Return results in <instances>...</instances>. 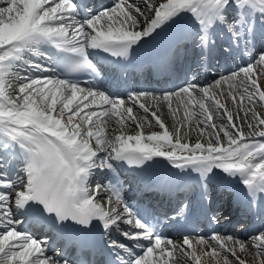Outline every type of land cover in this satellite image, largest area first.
Wrapping results in <instances>:
<instances>
[{
    "label": "snow or ice",
    "instance_id": "snow-or-ice-1",
    "mask_svg": "<svg viewBox=\"0 0 264 264\" xmlns=\"http://www.w3.org/2000/svg\"><path fill=\"white\" fill-rule=\"evenodd\" d=\"M143 3L151 15L135 0H117L98 13L76 0H0V264H71L49 256L44 242L21 230L20 217L82 234L77 240L84 247L95 241L94 229L119 233L130 243L111 239L104 264H250L248 255L251 264H264V231L250 243L213 233L208 239L184 236L176 244L134 212L116 184L93 186L94 171H115L114 162L149 167L159 157L198 174L202 199L208 198L207 182L220 170L243 185L249 206L258 195L264 201V112L256 110V105L264 108V72L256 71L264 68V50L239 73L198 90L189 83L162 97L129 93L131 104L142 110L139 118L125 100L94 90L92 82L82 87L72 78L87 74L95 80L101 73L94 54L127 59L147 40L181 23L202 54L214 47L217 29L229 34L230 47L239 50L243 43L250 54L251 45L264 41V0ZM245 102L251 105L247 110ZM161 104L175 121L172 130L158 114ZM129 121L137 129L133 135L122 130ZM141 121L149 126L154 121L162 131L146 135ZM113 124L120 134L107 133ZM197 129L200 137L208 135L207 142H189ZM185 207L177 209V217ZM210 220L217 222V216Z\"/></svg>",
    "mask_w": 264,
    "mask_h": 264
},
{
    "label": "bare ground",
    "instance_id": "bare-ground-1",
    "mask_svg": "<svg viewBox=\"0 0 264 264\" xmlns=\"http://www.w3.org/2000/svg\"><path fill=\"white\" fill-rule=\"evenodd\" d=\"M135 3L138 4V5L142 8V10L145 11V14H146V15H151V13H149L148 10L145 8V5H144V3H143V0H135ZM141 20H143V17H141ZM167 29H170V28H167ZM167 29H165V30L162 31V32H166ZM257 57H258V56H257ZM159 69H162V67H159ZM257 70H258V69H257ZM257 70H256V71H257ZM257 72H258V71H257ZM260 72H264V69H262ZM261 82H263V80H261ZM173 100H175V99H173ZM221 100H222V102H223V101H224V98H222ZM145 103L150 104L151 107H152V110H155V109H156V105H155L154 102H151V101L147 100ZM227 106H228V108H229L230 110H232V111L235 113V111H236V107L232 104V102H231L230 100L227 101ZM245 106H246V105H245ZM176 107H177V106H176ZM176 107H173V109H175ZM248 107H251V105H247V107H246L245 109L247 110ZM256 110H257V111H260V112H264V110H263V108H261V106H260V108H258V106H256ZM135 114H136V115L138 116V118H139V117L142 115V110L139 109V108H137V110L135 111ZM158 114L161 116V118H162V120L165 122L166 126H167L170 130H172L173 127H174L175 121L173 120L172 115L169 113L168 108H166V107L160 105V111H159ZM179 115L182 117V115H183V110H182V109H181ZM239 115H240L241 117H243V116H244V112H240ZM114 119H115V118H114ZM249 119H250V117H249ZM141 122L144 123L143 131H144V133H145L146 135L149 134V133H151L152 131H162L161 129L158 128V126L155 125V122H154V121L152 122V126H149L146 122H143V121H141ZM237 123L239 124V121H237ZM134 125H135L134 123H132L131 121H129L128 124H127V126H125V127L122 129L123 132H124V134L132 135V134L134 133V131H135V133H136L137 130L134 129ZM192 126H193V128H195V123H194V122H193V125H192ZM118 127H119L118 125H114V124H113V125H110V126L107 128V133H108L109 135H111V136H115L116 133H119V131H116V130H115V129L118 128ZM201 127H203V125H201ZM242 127H243V130L247 133V132H248V128H247V126H246V125H242ZM261 127H264V126H261ZM119 134H120V133H119ZM197 139H200L202 142H207V140H208V135L205 134V136L200 137V136H199V130H198V129H197V130H194V131H191L190 134H189V142H190V143H195ZM92 144H93V146H95V141H94V140L92 141ZM101 155H103V153H101ZM154 159H155V161H157V162H163V163H165V164H169V163H168L166 160H164L163 158H159V157H157V158H154ZM149 163H151V162H149ZM121 164H122V163L114 162L115 168H118V166L121 165ZM97 171H98V170L94 171L93 176H96V175L99 174V172L97 173ZM215 171H220V170H215ZM185 173H187L186 175H188L190 172H185ZM100 174H101V175H103V174L106 175V174H107V171H106V170H102V171L100 172ZM226 180H227L228 182H230L231 180L234 181V182H238L237 179L226 178ZM106 235H107V232H106V234H104V239H105ZM248 256H249L250 258L247 259V260L251 263V261H252L253 258H252V256H250V255H248ZM230 259H232L231 256H230Z\"/></svg>",
    "mask_w": 264,
    "mask_h": 264
},
{
    "label": "rangeland",
    "instance_id": "rangeland-1",
    "mask_svg": "<svg viewBox=\"0 0 264 264\" xmlns=\"http://www.w3.org/2000/svg\"><path fill=\"white\" fill-rule=\"evenodd\" d=\"M250 258L249 256L247 257V259ZM251 264V263H250Z\"/></svg>",
    "mask_w": 264,
    "mask_h": 264
}]
</instances>
